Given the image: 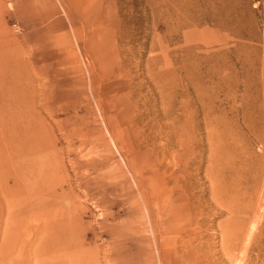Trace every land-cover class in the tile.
<instances>
[{
    "label": "rangeland",
    "instance_id": "374dc122",
    "mask_svg": "<svg viewBox=\"0 0 264 264\" xmlns=\"http://www.w3.org/2000/svg\"><path fill=\"white\" fill-rule=\"evenodd\" d=\"M0 100V264H264V0H0Z\"/></svg>",
    "mask_w": 264,
    "mask_h": 264
},
{
    "label": "bare ground",
    "instance_id": "6f19581e",
    "mask_svg": "<svg viewBox=\"0 0 264 264\" xmlns=\"http://www.w3.org/2000/svg\"><path fill=\"white\" fill-rule=\"evenodd\" d=\"M223 1V0H222ZM228 2V1H227ZM224 4H226L225 2H224ZM218 5H220L219 3H218ZM227 5V4H226ZM227 7H225V6H223V7H220V6H215V10H214V12L212 13V14H209V15H207L205 18L206 19H208L209 21L210 20H213L214 22H215V24H216V26L217 27H219V28H226L227 29V26H228V22L226 21V19L223 17L224 15V13L226 14V12H227V9H226ZM228 15V14H227ZM207 20V21H208ZM199 21V20H198ZM205 21V20H204ZM237 21V20H236ZM202 23L203 21H199V23ZM198 23V22H197ZM215 26V25H214ZM213 26V27H214ZM215 26V27H216ZM231 26V25H230ZM235 27V26H234ZM216 29V28H215ZM231 29V28H230ZM237 29H238V27H237ZM203 30V29H202ZM226 31V30H225ZM220 32V31H219ZM235 32H237V31H235ZM220 34V33H219ZM236 34V33H235ZM237 35H238V33H237ZM17 112H16V109H14V108H12V109H10V108H6V105L4 104V102L3 101H1L0 100V126H2L3 128L1 129V131L2 132H4V134H3V136L1 137L0 136V148H1V145H2V142L3 141H6V139L8 138V135H6V128L12 123V122H9V121H7V119H6V117H8V116H10L11 118H15V117H17ZM120 134V133H119ZM124 135V134H123ZM15 136V134H12L11 135V137H14ZM121 135H119L118 137H120ZM124 137V136H123ZM115 138V137H114ZM117 139V138H116ZM115 139V140H116ZM121 139H125V138H121ZM3 140V141H2ZM126 140V139H125ZM166 140H167V142L169 143L170 142V137H169V134H166ZM118 141H120V139H118ZM124 141V140H123ZM170 144V143H169ZM169 144L166 146V151H165V155L168 157L169 156V154H170V152H171V150H170V147H169ZM121 145H122V143H121ZM128 145V144H127ZM126 146V145H125ZM19 143L16 141V142H14L13 143V146H12V149L14 150V153H15V156H16V158L14 159V161H13V165H14V167H15V170H16V173H17V177H18V182L19 183H24V185H25V189H27V190H34L35 191V188H36V176H35V174H36V172H34V170H33V168H31L32 166H30V168L29 167H27V164L24 162V160L22 159V162H20V160H21V157L22 156H26V155H24V154H26L25 152H26V150L24 149V151L23 152H21L20 150H19ZM18 148V149H17ZM28 148H29V150L31 151V148L28 146ZM33 149V148H32ZM28 153V152H27ZM173 154H174V151H173ZM176 154V153H175ZM174 154V155H175ZM30 158L29 159H31V156H29ZM127 157H128V155H127ZM226 159H225V163L224 164H226V165H228V160H230V159H227V157H225ZM33 160H35L34 159V157H33ZM231 161V160H230ZM36 162V161H35ZM40 163V162H39ZM39 163H38V167H41V166H39ZM44 163H47V162H44ZM37 165V164H36ZM35 166V165H34ZM46 166V165H45ZM44 167V166H43ZM128 167V166H127ZM29 168V169H28ZM45 168V167H44ZM48 168V167H47ZM35 169V171H36V168H34ZM40 170V169H39ZM44 170V169H43ZM44 172V171H43ZM42 172V173H43ZM48 172H50V171H48ZM41 173V174H42ZM47 174V173H46ZM48 175V174H47ZM42 176H44V174L42 175ZM227 176V175H226ZM38 177V176H37ZM46 177V176H45ZM222 177H223V175H222ZM50 178V177H49ZM1 180V179H0ZM43 180H44V178H43ZM43 180H41V181H43ZM45 181V180H44ZM47 181V180H46ZM46 181H45V183H46ZM167 181V180H166ZM217 179H215V182L214 183H216V184H218L217 183ZM226 181H227V179H226ZM230 181V180H229ZM49 181H47V183H48ZM52 182V181H51ZM51 182H49V183H51ZM220 182H221V180H220ZM223 183V182H222ZM38 184V183H37ZM41 184V183H40ZM42 185V184H41ZM43 185H44V183H43ZM48 186H49V184H48ZM218 186V185H217ZM219 186H220V184H219ZM7 186H5V188H6ZM39 187V186H38ZM44 187V186H43ZM166 187V186H165ZM168 187H170V186H168ZM214 187H215V185H214ZM221 187V186H220ZM224 187V186H223ZM228 187V185H227V183H226V188ZM167 188V187H166ZM226 188H224L223 190H225ZM7 189V188H6ZM39 189V188H38ZM37 189V190H38ZM215 190H216V188H214ZM219 189V188H218ZM221 189V188H220ZM40 190V189H39ZM43 190V189H42ZM172 190V189H171ZM5 191V190H4ZM24 191V190H23ZM169 191H170V188L169 189H167L166 190V193H165V197H169V194L171 193H169ZM227 191V190H226ZM39 192V191H38ZM223 192V191H222ZM40 193V192H39ZM42 193V192H41ZM44 193V192H43ZM56 193H57V191H56ZM55 193V194H56ZM214 193V192H213ZM227 193V192H226ZM225 193V194H226ZM4 194V193H3ZM7 194V193H6ZM13 194V193H12ZM20 195H21V193H19ZM45 194H46V192H45ZM53 194V193H52ZM11 195V194H10ZM9 195V196H10ZM23 195V194H22ZM29 195V194H28ZM35 195V194H34ZM216 195H218V194H216ZM30 196H32V194L30 195ZM56 196L58 197L59 195H57L56 194ZM56 196H54V197H56ZM215 196V195H214ZM225 196V195H224ZM223 196V197H224ZM7 197H8V195H7ZM12 197V196H11ZM50 197H52V195L50 196ZM172 197V196H171ZM53 198V197H52ZM35 199V198H34ZM54 199V198H53ZM28 200V199H27ZM168 202H169V200H168ZM174 202H176V201H174ZM32 204H33V200H32ZM166 204V203H165ZM168 204V203H167ZM6 206H7V208H8V205L7 204H5ZM25 205H27L28 206V204H25ZM22 206V207H20V208H23V207H26V206ZM6 206H5V208H6ZM33 206V205H32ZM165 208V207H164ZM179 208V207H178ZM24 209V208H23ZM47 209V208H46ZM23 211V210H22ZM172 211V210H171ZM45 213H46V210L44 211ZM168 212V211H167ZM173 212V211H172ZM25 213V212H24ZM41 213V212H40ZM168 214V213H167ZM8 215V214H7ZM34 215V214H33ZM32 215V216H33ZM178 216H180V215H178ZM34 217V216H33ZM177 217V216H176ZM34 218H38L37 216L36 217H34ZM14 219V218H13ZM16 219V221H18V219L17 218H15ZM40 219V218H39ZM171 219V218H170ZM11 221H12V219H11ZM10 221V222H11ZM15 221V222H16ZM174 221V220H173ZM178 221V220H177ZM9 222V221H8ZM19 222V221H18ZM163 223H165V222H163ZM169 223V222H168ZM176 223V222H175ZM183 223V222H182ZM188 223V222H187ZM178 224L179 223H177V226H178ZM181 224V223H180ZM189 224V223H188ZM163 225V224H162ZM153 226V225H152ZM169 226V225H168ZM183 226H185V225H183ZM182 226V228H184ZM188 227L190 226V225H187ZM186 226V227H187ZM160 227H162V226H160ZM164 227V226H163ZM166 227V226H165ZM175 227H176V224H175ZM180 227V226H179ZM211 228V227H210ZM209 228V229H210ZM157 229V228H156ZM175 229V228H174ZM178 229V228H177ZM153 230V229H152ZM161 230V229H160ZM168 230H170V229H168ZM154 231V230H153ZM181 231H183V230H181ZM173 232V234H174V231H172ZM183 232H185V231H183ZM156 233V232H155ZM152 234V233H151ZM166 234V233H165ZM165 234H163V235H165ZM168 234H170V233H168ZM172 234V233H171ZM167 235V234H166ZM203 235V234H202ZM202 235H200L201 237H202ZM37 236V235H36ZM147 237V236H146ZM153 237V236H152ZM44 238V237H43ZM180 238V237H179ZM41 239V238H40ZM48 239V238H47ZM148 239V238H147ZM162 239V238H161ZM41 240H43V239H41ZM180 240H181V238H180ZM185 240V239H184ZM147 241V240H146ZM178 241V240H177ZM189 241V240H188ZM44 242V241H43ZM51 242V241H50ZM50 242H49V244H50ZM52 242H54V241H52ZM181 242H183V240L181 241ZM187 242V241H186ZM185 242V243H186ZM54 243H56V241L54 242ZM190 243V242H189ZM52 244V243H51ZM187 244V243H186ZM53 245V244H52ZM179 245V244H178ZM177 245V246H178ZM185 245V244H184ZM192 246V245H191ZM52 247V246H51ZM182 248V247H181ZM187 248H188V246H187ZM192 248V247H191ZM190 248V249H191ZM175 249H177V248H175ZM189 249V248H188ZM188 252V251H187ZM157 253V252H156ZM181 254H183V252L181 253ZM184 255V254H183ZM64 257H67V254H64L63 255ZM148 256V255H147ZM62 258V260L61 261H59L58 262V264H66L67 262H68V257L67 258ZM149 257V256H148ZM173 257H176V256H173ZM49 258H51L50 256H49ZM52 258H53V255H52ZM56 258V257H55ZM55 260H57V259H55ZM55 260L53 261V262H49V264H53V263H56L55 262ZM188 260V259H187ZM238 260V259H237ZM69 262H70V260H69ZM242 261H240V263H241ZM46 263V262H45ZM48 263V262H47ZM46 263V264H47ZM165 263V262H164ZM68 264V263H67ZM151 264V263H150ZM154 264V263H153Z\"/></svg>",
    "mask_w": 264,
    "mask_h": 264
}]
</instances>
